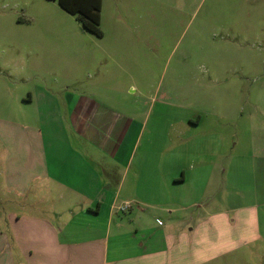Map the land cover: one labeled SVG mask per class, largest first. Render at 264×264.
Returning a JSON list of instances; mask_svg holds the SVG:
<instances>
[{
    "label": "crops",
    "instance_id": "0c3cea01",
    "mask_svg": "<svg viewBox=\"0 0 264 264\" xmlns=\"http://www.w3.org/2000/svg\"><path fill=\"white\" fill-rule=\"evenodd\" d=\"M101 10L102 0L100 20ZM62 11L57 15L63 22L38 25L13 45L15 70L1 76L6 83L0 80V190L22 196L31 191L33 201L48 202L36 208L37 215L5 219L0 248L8 256H0V264H13L11 253L21 255L24 264H264V150L237 155L241 140L231 138L228 153H222L230 181L237 173L258 177L256 199L205 213L198 204L201 215L182 217L178 212L197 202L187 201L188 185L196 186L198 199L219 189L221 169L226 170L221 139L144 137L137 115L121 114L102 97L119 89L116 81L108 86L102 79L78 89L80 79L71 72L59 76L62 86L55 88L57 75L39 72L38 64L45 53H53V34L74 17ZM63 46L62 61L68 62L72 48L68 40ZM201 119L199 114L181 124L196 127ZM260 142L264 147V138ZM108 161L121 169L116 181ZM243 161L248 166L237 168ZM114 198L121 200L120 207L128 204L119 209L123 215L113 214ZM59 207L70 220L62 221ZM154 209L166 212L165 222L150 214ZM74 215L90 217L71 227ZM124 237L131 249L124 250Z\"/></svg>",
    "mask_w": 264,
    "mask_h": 264
},
{
    "label": "rangeland",
    "instance_id": "374dc122",
    "mask_svg": "<svg viewBox=\"0 0 264 264\" xmlns=\"http://www.w3.org/2000/svg\"><path fill=\"white\" fill-rule=\"evenodd\" d=\"M57 11L63 12L56 0H0L2 82L4 73L15 70L13 45L38 30V25L63 22ZM101 13L100 37L80 27L75 16L68 17L64 30L60 28L49 40L54 45L53 53L44 54L38 71L57 75L55 88L62 86L58 77L71 72L80 79L75 84L78 89L89 82L101 83L102 79L108 86H112L111 80L118 82L120 87L113 95L102 97L121 114L137 115L145 126L144 137L221 139L219 154L226 170L221 169L219 189L205 191L198 199L196 186L188 185L183 191H187V201L197 202L178 212L182 217L201 215L198 204L205 213L256 199L254 184L258 177L237 173V180L230 181L227 158L223 159L222 153L229 151L231 138L241 140L235 146L237 155L264 150L260 142L264 138V0H102ZM66 40L72 49L69 61L63 62ZM53 78L45 77V85ZM199 114L202 119L198 126H182L181 121L196 120ZM64 128L71 135L69 128ZM244 162L237 168L248 166ZM107 167L116 181L121 169L109 161ZM113 185L109 196L115 182ZM32 197L31 191L22 196L0 190L2 236L6 235L4 222L9 215H37L36 208L48 204L44 198L38 204ZM120 202L118 198L112 202L114 215H123ZM107 209L99 215L98 224H103ZM150 214L166 221L167 214L160 209ZM61 217L62 221L71 219L67 211ZM89 217L74 215L70 225L75 227ZM122 241L124 250L131 249V240L124 237ZM4 250L0 248L2 259L8 256ZM11 257L13 264H24L18 253H11Z\"/></svg>",
    "mask_w": 264,
    "mask_h": 264
},
{
    "label": "trees",
    "instance_id": "16d2710c",
    "mask_svg": "<svg viewBox=\"0 0 264 264\" xmlns=\"http://www.w3.org/2000/svg\"><path fill=\"white\" fill-rule=\"evenodd\" d=\"M58 5L75 16L80 26L94 34L102 36L100 23L101 0H56Z\"/></svg>",
    "mask_w": 264,
    "mask_h": 264
},
{
    "label": "built area",
    "instance_id": "2783aa9c",
    "mask_svg": "<svg viewBox=\"0 0 264 264\" xmlns=\"http://www.w3.org/2000/svg\"><path fill=\"white\" fill-rule=\"evenodd\" d=\"M128 207V204L127 203H124L121 207H120V209H125V208H127Z\"/></svg>",
    "mask_w": 264,
    "mask_h": 264
}]
</instances>
